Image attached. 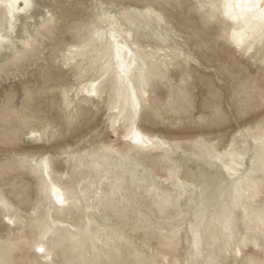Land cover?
<instances>
[{
  "label": "rangeland",
  "instance_id": "1",
  "mask_svg": "<svg viewBox=\"0 0 264 264\" xmlns=\"http://www.w3.org/2000/svg\"><path fill=\"white\" fill-rule=\"evenodd\" d=\"M31 1L33 8L16 19L18 39L24 32L25 23L32 20L39 23V16L45 9L52 11L59 24L52 33L40 36L35 56H29L18 67H9V74L3 75L2 67L12 53L7 49H0V98L11 95L14 106L20 108L23 105L24 113L22 117H18L13 110L5 109L3 103L0 102V197L9 201L13 206H22L21 210L28 213L20 217L17 223L8 224L0 212V258L7 256L16 264H23L30 256L38 255L26 244L21 243L17 248L13 245L21 240L32 241L40 238L41 225L49 217L50 205L57 210L53 212L56 218L51 220V223L57 227L67 225L64 235L68 238L69 248L72 243L71 236L78 234L73 233V229L78 228L81 223L87 228L88 218L94 221L93 238H86L82 243H85L89 250L93 242L98 246L110 245L114 248H123L125 252L130 246H139L141 249L145 246L159 247V235L153 233L147 223L140 222L142 213L139 209L134 212L129 211L126 216L121 217H115L109 213V222L106 224L99 213H93L91 217L85 213H77L78 205L71 203L69 206L56 207L48 196L50 180L64 187L68 194L72 188L79 190L95 179L96 170L90 159L85 158L82 164L80 159H69L62 150L77 146H79L80 154L87 152L89 156L91 150L99 145H113L118 151L129 155L130 160L124 162H121L117 156H112L110 159L109 167L113 172L119 171L121 179L125 178L122 170L125 166L141 172L146 168L155 170L160 179H164L167 175L161 163V157L164 155L162 147L139 146L140 150L135 151L137 146L129 144L122 137L124 133L122 123L116 124V127L121 130L119 136L113 131V117H119L120 112H117V107L121 109L123 106V100L118 94L121 80L118 79L119 74L116 73L118 65L113 57L115 52L110 38V35L116 33L117 29L114 19L121 24L119 37L124 40L126 31H130L133 25L137 31L149 27L147 21L125 17L124 8H140L145 3H150L154 5L155 10L164 13L170 21L172 30L180 34V36H172L167 45H163L150 34L141 40L143 47L152 49L154 53L162 57L156 70L165 71L169 80L179 83L185 73L191 76L189 92L193 108L189 115L182 117L178 112L172 113L161 108L162 121L155 119L148 111L142 112L138 120V126L141 129L153 134L156 140L163 138V142L169 146L196 137H207L222 145L231 144V138L236 132H239L241 128H247L248 124L264 116V110L256 108L244 117H237V109L233 102L234 87L238 90L237 95L247 97L244 83L249 78L256 80L260 78L258 75L260 65L246 57L236 55L235 50L224 43L205 50L196 48L198 41L192 35L194 31L199 30L203 32L206 39H211L216 28L219 27L213 25L207 31L202 28L199 13L189 11L192 5L198 3V0H182L184 5L182 10L169 8L167 0ZM205 2L217 3L218 0H205ZM209 11L211 12L212 9ZM73 26L77 29L75 34L70 31ZM220 30L222 32V28ZM1 32L8 35L4 28ZM69 49H86V53L77 51L75 55H72ZM181 49L184 52L195 50L194 54L199 59V65H190L176 58L175 52ZM61 51L67 57L68 67L64 66L65 61L63 60L58 68L55 66L53 55L55 53L59 56ZM173 60L177 62L173 63ZM225 65L227 70H225ZM149 67H151V62H149ZM127 75L130 79L138 76V72L134 73L128 69ZM98 81H107V91L112 96L111 110L107 95L104 103L101 104L96 97H83L80 93L84 85H89L90 82L98 84ZM46 86L49 91L45 94L43 90ZM26 88L32 89L35 93L27 102H25ZM50 88L57 90L52 92ZM214 89L220 92L219 103L227 119L223 123L206 126L193 123L196 117L208 114L209 93ZM65 93L68 95L67 103ZM151 93L156 101H168L169 89L163 81L154 82ZM174 103H178L175 98ZM69 117L76 118L70 129L68 128ZM24 119H28L32 127L36 129L35 140L31 139V131H28L22 140H17L18 134L23 131ZM180 119L183 120L180 125L164 122ZM50 126H55L60 130L58 138L54 139L49 135ZM41 132L43 136L40 135ZM226 150V147L219 149L221 152ZM12 153H15L17 157L23 156L24 159L14 160L10 155ZM186 154L187 158H185ZM72 155L77 156L78 154L73 152ZM176 156L177 159L183 161L182 168L185 176L198 172L215 174V169L207 161L198 159L195 149L186 143L180 144ZM45 157L48 159L45 160ZM228 162L231 163L230 157ZM45 163H47V174H45ZM99 163L104 165L105 161L101 159ZM261 163L257 157L254 171L257 177L260 175ZM225 167L226 165L220 164V171H223ZM253 167V160L248 158L245 169L242 170ZM132 187V177L128 174L126 189L131 190ZM166 190L175 191L171 185L166 186ZM197 199H199L198 196ZM189 201L190 198L184 199L181 194L180 207L185 209L184 220L190 223L195 220V214L187 213ZM60 209L63 211H59ZM33 212H35L34 216L31 215ZM147 214L152 216L151 212ZM179 216L180 212L174 208L163 216L156 211L153 220L161 226V231L170 232L172 223ZM96 225H99V229ZM211 225L212 217L209 215L205 229L207 230ZM105 228L107 234L101 231L100 236H96L97 231ZM191 241L192 233L185 229L181 240L182 251L173 258L186 257ZM56 258L62 261L64 252L58 253Z\"/></svg>",
  "mask_w": 264,
  "mask_h": 264
},
{
  "label": "snow or ice",
  "instance_id": "2",
  "mask_svg": "<svg viewBox=\"0 0 264 264\" xmlns=\"http://www.w3.org/2000/svg\"><path fill=\"white\" fill-rule=\"evenodd\" d=\"M18 2L19 0H0V11H6L5 21L12 19L11 24H6L7 40L4 39V33L0 32V49H7L12 53L2 67L3 75L9 74V67H18L29 56H35L40 36L52 33L59 24L52 11L45 9L39 16V23L36 20L25 23L24 32L18 39L15 13L17 11L27 13L33 8L31 0H24L23 8H18ZM167 6L179 10L184 7L182 0H167ZM209 9L212 11L210 12ZM189 11L199 13L200 24L205 31L213 25L219 26L211 39H206L203 32L199 30L193 32V37L198 41L197 49L205 50L224 43L231 46L236 55L246 57L260 65L258 73L260 78L258 80L249 78L244 83L248 103L237 108V117H244L256 108L264 110V0H223L221 4L198 0V3L192 5ZM123 15L129 19L149 22L147 29L137 31L133 25L129 31L128 43L133 48V51L128 52L130 64L126 65L121 59L123 48L120 44L116 45L117 59L121 61V73H126L130 68L132 72H138V76L131 77V82L121 78L118 94L123 100L124 110L120 112L117 107L120 115L113 117V131L119 136L121 130L116 127V124L122 123L125 141H132V144L137 146L134 150L139 151V146L145 140L141 131L138 130V120L142 112H151L159 121L163 120L161 108L172 113L178 112L182 117L191 113L193 108L189 92L191 76L185 73L179 83L169 80L165 71L156 70L162 57L141 44L142 38H147L149 34L161 41L163 45H167L172 36H180L172 30L170 21L162 11L155 10L154 5L150 3H145L140 8H124ZM70 31L75 34L77 29L73 26ZM115 39L114 35L113 40ZM77 51L86 53V49H69L72 55H75ZM194 52L195 50L184 52L181 49L175 52V57L187 64L199 65V59ZM165 54L167 55V52ZM53 60L57 68L62 60L65 61L64 66L68 67L67 57L62 51L59 56L54 53ZM164 62L167 63V61ZM176 62L177 60H173V63ZM225 70H227L226 65ZM159 81H163L169 89L167 102L156 101L152 96L151 88L154 87V82ZM106 85L107 81H98V84L91 85L92 91L89 96L96 97L103 104L107 95L111 110L112 96L107 91ZM50 90L55 92L57 89L50 88ZM48 91L49 88L46 86L43 92L46 94ZM237 93L238 90L234 87L233 95ZM34 95L32 89L26 88L25 102ZM65 97L67 103V93ZM174 98L178 100V103H174ZM219 98V90L210 91L208 114H201L193 123L199 126L223 123L227 116L222 110ZM0 102L5 109L13 110L18 117L24 115L23 105L16 108L11 95L0 98ZM158 104L159 107H157ZM75 119L69 117V129ZM164 122L180 125L183 120ZM28 131L32 132L31 139L35 140L36 129L32 127L28 119H24L23 131L18 134L17 140H22ZM40 135L44 134L41 132ZM49 135L56 139L60 135V130L50 126ZM231 140V144L222 145L207 137H196L169 146L163 142V138L154 140L149 136V144L163 148L164 155L161 157V163L167 172L164 179H160L155 170L146 168L141 172L126 166L122 169L125 178L121 179L119 171L113 172L109 167L110 159L112 156H117L121 162H124L130 160V156L118 151L113 145L94 147L90 156L87 152L80 154L79 146L62 149L69 159H80L82 164L85 158L90 159L96 170L95 179L88 185L82 186L79 190L72 188L68 193L72 203L78 205L77 213H85L89 217L93 213H99L107 224L109 213L115 217H121L126 216L129 211L134 212L139 209L142 213L140 222L147 223L152 232L159 235L160 246L157 248L145 246L143 249L139 246H130L125 252L123 248H114L110 245L98 246L93 242L89 250L82 242L86 238H93L94 221L90 218L87 228L81 223L78 228L73 229V233L78 234L71 236L72 243L69 248L68 238L64 235L67 225L57 227L51 223V220L56 218L53 212L57 210L50 205L49 217L41 225L40 238L32 241L21 240L13 247L17 248L23 243L38 253V255L30 256L23 264H257L259 259H264V116L248 124L247 128H241ZM185 143L195 149L198 159L207 161L215 169V174L198 172L184 175L183 161L177 159L176 154L180 144ZM224 147L227 148L226 151H219ZM73 152L78 155L73 156ZM10 155L14 160L24 159L23 156L17 157L15 153ZM257 157L262 162L259 177L254 174ZM248 158L253 160L254 167L242 170L245 169ZM47 159L45 157V160ZM101 159L105 161L104 165L99 163ZM220 164L226 165L223 171H220ZM44 168L47 174V163ZM234 169L242 171H234ZM128 174L132 177L131 190L126 189ZM168 185H171L175 191H167ZM52 194L56 197L57 204H64V197L58 193V189L53 188ZM181 194L184 199L190 198L187 213L195 214V220L190 223L184 220L185 209L180 207ZM174 208L180 212V216L172 223L170 232L161 231V226L154 222L153 216L156 211H159L162 216L166 215ZM21 209L22 206H13L0 197V212L8 224H15L20 217L28 215ZM59 211L62 212L63 209ZM147 212H151L152 216H149ZM31 215L34 216L35 212ZM209 215L212 217V225L206 230ZM96 227L99 229V225ZM185 229L192 233L191 246L186 257L174 259L173 256L182 251L181 240ZM101 231L107 234L105 228L97 231L96 236H100ZM253 248L257 250L255 253H252ZM60 252H64L62 261L56 258ZM0 264H16V262L5 256L0 258Z\"/></svg>",
  "mask_w": 264,
  "mask_h": 264
},
{
  "label": "bare ground",
  "instance_id": "3",
  "mask_svg": "<svg viewBox=\"0 0 264 264\" xmlns=\"http://www.w3.org/2000/svg\"><path fill=\"white\" fill-rule=\"evenodd\" d=\"M219 2L222 3L223 0H219ZM23 7H24V0H19V2H18V8H23ZM23 13L24 12L17 11L15 13V18L17 19V17H19ZM5 14H6V11H0V32L2 31L3 28L7 30L6 24H11L12 23V19L11 18L7 22L5 21ZM114 22H115V26L117 27V29L114 28V29H116L115 30L116 33L111 34L110 35V38H111L112 48H113V50L115 52V54L113 55V57L116 60L117 65H118L117 66L118 71L116 73L119 74L118 79L121 80V78L123 77L124 79L130 81V79H129L128 75H127V72L128 71L126 73H121V71H120L121 61L117 59V54H116V45L117 44H120L122 46V48H123V51L121 52V59L126 63V65L127 64H130L129 57H128V52L129 51H132V47H130L129 46V43H128L129 30L126 31V37H125L124 40H122V37H119L120 34H121V31L119 30V28L121 27V24H119L118 22H116L115 19H114ZM114 35H115V38H116L115 40H113V36ZM4 39L7 40V35L6 34H4ZM93 84H95V83L94 82H90L89 85H84L82 87V89L80 90V93H81V95L83 97L92 98L91 96H89V93L92 91L91 85H93ZM123 109L124 108L122 106V108L120 109V112L123 111ZM138 128H139L138 130L141 131L142 136L145 138L144 143L141 144L140 146H148V145H151V144L148 143V137L149 136H151V139H154V140L157 139L153 134H151V133H149V132L141 129L139 126H138ZM122 137L124 138V134H122ZM127 142L129 144H132V141H130V140L127 141ZM234 171H236V169H234ZM53 188L58 189V193L64 197L65 202H64L63 205L56 203V197L53 196V194H52V189ZM48 196L51 199V201L53 202L54 206H56V207L57 206L65 207V206H69L70 203L73 204L72 203V199L66 193L65 188L62 187V186H60L59 184H57L53 180H50L49 185H48ZM89 219L90 218H88V220Z\"/></svg>",
  "mask_w": 264,
  "mask_h": 264
},
{
  "label": "clouds",
  "instance_id": "4",
  "mask_svg": "<svg viewBox=\"0 0 264 264\" xmlns=\"http://www.w3.org/2000/svg\"><path fill=\"white\" fill-rule=\"evenodd\" d=\"M218 4H221V2H217ZM233 102H234V106L237 109L238 107L248 103V97H243V96H239V95H233ZM257 250L255 248L252 249V253H255ZM250 253V254H252ZM257 264H264V259H259L257 261Z\"/></svg>",
  "mask_w": 264,
  "mask_h": 264
}]
</instances>
